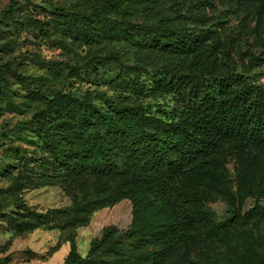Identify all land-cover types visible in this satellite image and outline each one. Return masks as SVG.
Instances as JSON below:
<instances>
[{"label": "rangeland", "instance_id": "obj_1", "mask_svg": "<svg viewBox=\"0 0 264 264\" xmlns=\"http://www.w3.org/2000/svg\"><path fill=\"white\" fill-rule=\"evenodd\" d=\"M19 1L20 8L7 13L10 0H0V190L11 184L14 174L29 172L38 183L22 195L39 212L79 204L85 206L83 216L88 209L91 212L84 225L76 226L79 213L70 212L56 227L21 234L9 231L0 221V264H66L71 246L64 240L71 236L83 258L100 257L107 264L131 261L142 235L147 264H229L226 254L235 250L237 258L244 247L227 236H220L209 247L198 241L181 249H175L166 235L165 243L156 241L151 233L170 232L172 219L167 204L164 207L159 199L143 208L142 225L134 227L135 236H120L125 247L114 251L107 242L93 247L92 241L101 239L106 227L124 230L131 226V201L115 202L122 197L121 190H101L106 181L113 188L123 183L122 189L128 181L98 174L89 167L79 174L68 172L53 161L47 149L64 147L70 139L60 129L63 119L54 101L57 92L80 98L91 93L95 106L109 114L115 113V103L141 105L150 116L162 120L178 118L181 110L173 91L155 87V80L163 76L159 66L170 56L153 55L147 48L134 46L130 39L111 32L112 26L89 19L88 14L98 10L124 22L181 26L190 33L207 31L236 61L248 63L256 57L264 61V0H116L117 7L107 0ZM56 9L84 18L65 17ZM105 56L119 63L97 60ZM122 64L131 67L129 73L123 74ZM137 64L142 66L132 68ZM255 71L256 79L264 82V65ZM90 131L96 135L105 130ZM235 160L232 154L227 158L228 179L233 181ZM213 194L216 198L204 201V207L215 212L211 217L215 225L228 223V200L216 188ZM257 204L264 206L263 194L245 198L242 213ZM247 230L264 249V221Z\"/></svg>", "mask_w": 264, "mask_h": 264}, {"label": "trees", "instance_id": "obj_2", "mask_svg": "<svg viewBox=\"0 0 264 264\" xmlns=\"http://www.w3.org/2000/svg\"><path fill=\"white\" fill-rule=\"evenodd\" d=\"M107 4L117 7L118 2L107 0ZM20 6L19 0H10L6 12L13 13ZM56 11L65 17L84 18L80 13ZM86 17L112 26L111 32L153 55L170 56L159 66L163 76L155 80V87L157 91H173L181 103L178 118L162 120L150 116L141 105L115 103V113L109 114L95 106L91 93L83 98L55 94L63 119L60 129L70 139L64 147L47 149L53 161L68 172L79 174L89 167L98 174L117 175L121 182L124 178L128 181L125 189L121 188L123 183L113 188L106 181L101 190H121L122 197L115 202L123 198L131 201V226L124 230L106 227L102 238H95L92 246L107 242L114 251L125 247L120 236H135L134 227L142 225L143 208L159 199L172 213L170 232L160 229L151 233L159 243H165L166 235L175 249L198 241L209 247L220 236H227L244 247L237 258V250L226 254L229 264H264V249L255 244L247 230L264 221V206L257 204L247 213L241 209L245 198L264 195V82L256 79L255 71L264 61L258 57L248 63L236 61L230 50L207 31L190 33L181 26L124 22L98 10ZM41 28L46 29L44 25ZM97 60L119 63L107 56ZM129 68L122 64L123 74L129 73ZM99 129L105 131L96 135L90 131ZM230 154L236 159L234 181L228 179ZM121 159L122 163L117 162ZM36 183L34 174L18 172L11 177V184L0 190V221L9 231L21 234L53 228L70 212L79 213L76 226L86 224L91 210L83 216L82 204L45 213L28 204L22 194ZM214 188L230 204V220L219 226L211 218L215 212L204 207V201L216 198ZM145 240L142 235L132 260L122 264L148 263ZM64 241L71 246L66 264H107L104 258H83L75 236Z\"/></svg>", "mask_w": 264, "mask_h": 264}]
</instances>
